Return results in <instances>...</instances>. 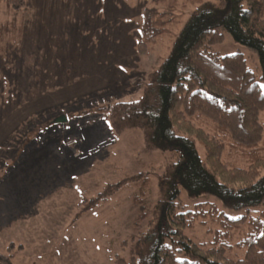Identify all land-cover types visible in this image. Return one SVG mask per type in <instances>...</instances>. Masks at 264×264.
<instances>
[{
	"label": "rangeland",
	"instance_id": "1",
	"mask_svg": "<svg viewBox=\"0 0 264 264\" xmlns=\"http://www.w3.org/2000/svg\"><path fill=\"white\" fill-rule=\"evenodd\" d=\"M26 5L30 13L17 15L24 24L22 38L17 43L8 38L0 49V253L8 254L13 243L22 249L10 253L12 264H115L117 257L128 262L147 224L132 228L135 188L129 185L85 211L78 204L81 193L92 198L106 184L140 172L150 177L146 205L158 201L170 153L147 150L140 130L113 134L108 109L141 97L189 6L177 8L184 13L171 33L144 55L137 44L148 0H26ZM12 15L0 0V21ZM213 49L221 56L241 53L264 92L254 51L228 32ZM260 119L264 124V112ZM197 151L203 158L201 143ZM223 160L247 166L238 154ZM180 200L189 211L214 204L232 219L261 211L260 206L227 209L213 195L190 197L183 189ZM215 219L184 233L209 242L208 231L218 228ZM226 255L241 259L244 250Z\"/></svg>",
	"mask_w": 264,
	"mask_h": 264
},
{
	"label": "trees",
	"instance_id": "2",
	"mask_svg": "<svg viewBox=\"0 0 264 264\" xmlns=\"http://www.w3.org/2000/svg\"><path fill=\"white\" fill-rule=\"evenodd\" d=\"M5 2L13 15L0 21V49L8 38L16 43L22 38L24 24L17 15L30 13L26 0ZM148 2L137 44L144 55L171 33L179 13H184L179 9L189 6L188 15L166 58L148 74L141 97L111 105L108 121L113 134L140 130L147 150L170 153L158 183L159 199L151 208L146 205L150 177L140 172L106 184L92 198L81 193L78 205L85 211L129 185L135 188L131 201L138 210L132 228L147 220L146 229L135 241L132 258L126 262L117 257L115 264H264V124L260 119L264 92L241 53L221 56L213 49L223 41L224 32L230 33L256 53L264 81V0ZM198 143L204 148L203 158ZM225 154L240 155L247 166L223 160ZM182 189L190 197L213 195L227 209L260 206L261 211L256 217L232 219L214 204L207 210L206 204L185 210ZM214 215L218 228L208 231L209 242L185 235L186 229ZM15 249L22 246L10 243L9 253H0V264H12L10 253ZM232 249L244 250V257L227 256Z\"/></svg>",
	"mask_w": 264,
	"mask_h": 264
}]
</instances>
